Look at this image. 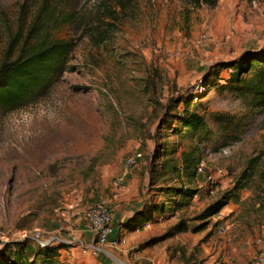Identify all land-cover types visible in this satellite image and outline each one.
Instances as JSON below:
<instances>
[{"label": "rangeland", "instance_id": "obj_1", "mask_svg": "<svg viewBox=\"0 0 264 264\" xmlns=\"http://www.w3.org/2000/svg\"><path fill=\"white\" fill-rule=\"evenodd\" d=\"M38 3L0 0V64L15 57ZM62 4L76 18L58 31L76 42L65 70L33 102L0 107V264H9L15 242L35 248L36 230L71 245L59 264H253L264 250V102L227 82L231 68L219 65L264 53V0ZM185 101L207 124L202 138L163 121ZM165 141L170 153L154 159ZM183 151H194L205 172L190 182L171 172L153 176L165 158L180 164ZM133 152L140 162L126 168ZM251 160L255 174L238 200L198 218ZM119 176L124 183L116 187ZM169 186L196 194L143 228L114 234L113 244L84 230L90 208L124 214L165 199L158 189ZM181 221L187 230H173Z\"/></svg>", "mask_w": 264, "mask_h": 264}, {"label": "trees", "instance_id": "obj_2", "mask_svg": "<svg viewBox=\"0 0 264 264\" xmlns=\"http://www.w3.org/2000/svg\"><path fill=\"white\" fill-rule=\"evenodd\" d=\"M194 6L207 4L214 6L216 0H192ZM76 21L75 13L63 7L62 0H39L36 11L29 24L18 40L16 55L7 58L0 64V107L15 109L25 106L40 96L49 92L51 87L65 70L71 52L76 46L74 39H63L58 31L67 24ZM105 38L101 35L100 40ZM219 69L231 68L229 83L243 87L251 93L257 102H264V53L249 52L248 57L242 61L221 63ZM252 72L247 79L243 74ZM219 70L216 72L218 75ZM190 101H185L179 113H169L163 121L167 129L172 128V122L177 129L189 136L202 138L208 133L204 118L195 110L189 108ZM176 128V127H175ZM168 141L160 143L156 149L154 159L161 158L170 153ZM161 152V154H160ZM200 158H196L194 151H183L180 164L174 163L172 158H165L159 164V169L153 168V176L159 178L171 172L177 177H185L187 182L193 180ZM154 165V163H153ZM255 164L248 163V170H243L235 180L232 188L225 192L216 202L210 204L198 218L217 213L230 199L238 200V193L250 185L255 174ZM166 198L161 201L143 202L142 205L120 226L128 231L142 228L146 223L152 222L157 215H165L170 209H178L189 205L195 189L183 186L160 187ZM188 226L181 221L173 227L176 231H185ZM11 259L9 264H59L60 250L71 247L67 241L57 240L48 244L36 242L31 247L27 242L20 241L11 244ZM30 260V261H29Z\"/></svg>", "mask_w": 264, "mask_h": 264}, {"label": "built area", "instance_id": "obj_3", "mask_svg": "<svg viewBox=\"0 0 264 264\" xmlns=\"http://www.w3.org/2000/svg\"><path fill=\"white\" fill-rule=\"evenodd\" d=\"M142 155L140 152H133L125 158V167L133 168L136 167L141 159ZM205 172V169L202 165H198L196 167V173L202 174ZM207 179H212L211 174L207 175ZM124 183V177L119 176L115 181V186H121ZM112 213L109 208L106 206H99L90 208L85 214V224L84 230L89 234L93 235L98 244H113L114 241H110V235L113 231L112 226ZM33 239L41 244H48L55 241V238L44 239L41 230H36L34 233ZM99 250L98 248H94L93 251ZM256 264H264V250L260 251L256 256L255 260Z\"/></svg>", "mask_w": 264, "mask_h": 264}, {"label": "crops", "instance_id": "obj_4", "mask_svg": "<svg viewBox=\"0 0 264 264\" xmlns=\"http://www.w3.org/2000/svg\"><path fill=\"white\" fill-rule=\"evenodd\" d=\"M139 207L140 206H138V207L137 206H135V207L133 206L132 208H129L128 210H126V212L124 214L123 213H119V212H115V213L112 214V216L115 214V217L112 218L113 231H112L110 237L114 236V234H116V233L133 232V231H135V230L128 231V230L122 228L120 226V222H123L126 219H128ZM146 224H148V223H146ZM81 264H93V263H91V262H83ZM253 264H256V263L254 262Z\"/></svg>", "mask_w": 264, "mask_h": 264}]
</instances>
